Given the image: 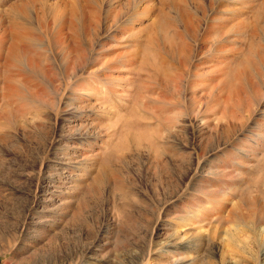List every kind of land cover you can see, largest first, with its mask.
<instances>
[{"label": "rangeland", "instance_id": "374dc122", "mask_svg": "<svg viewBox=\"0 0 264 264\" xmlns=\"http://www.w3.org/2000/svg\"><path fill=\"white\" fill-rule=\"evenodd\" d=\"M0 38V264H264V0H0Z\"/></svg>", "mask_w": 264, "mask_h": 264}, {"label": "bare ground", "instance_id": "6f19581e", "mask_svg": "<svg viewBox=\"0 0 264 264\" xmlns=\"http://www.w3.org/2000/svg\"><path fill=\"white\" fill-rule=\"evenodd\" d=\"M72 22H74V21H72ZM75 23V22H74ZM75 25H76V27H77V29H75ZM75 25L74 24H71L70 25V27H69V21H66V23H65V25H64V28H71V30L69 31L70 32V39H71V42L72 43H70L69 45H68V48H67V50L65 51L66 53V56H64V57H66V58H64V60L63 61H65V59H67V64H66V67L63 69V72H64V75H69L70 73V71H71V69H72V71H74V70H76L77 69V67H79V66H81V65H85L86 67H88V66H92V67H94V65H95V62H96V58H94V60H92L91 62H89L90 61V57H89V54L87 53V50H85L83 47H82V45H81V43H80V38H81V29H80V27L75 23ZM191 26L190 27H194L192 24H190ZM62 26H63V24H62ZM49 27V26H48ZM51 27V26H50ZM63 28V29H64ZM191 29V28H190ZM86 35H88L89 34V30L87 29V26L85 27V32H84ZM67 38V37H66ZM2 41H3V38H0V44L2 43ZM69 41V40H68ZM17 51V46L16 45H14V44H12L11 46H10V54L11 55H14L15 54V52ZM12 57V56H11ZM12 59V58H11ZM36 63H37V61H35ZM102 62V61H101ZM85 67V68H86ZM92 67H90V68H87L88 70L89 69H91ZM77 71V70H76ZM84 71V70H83ZM99 71V70H98ZM97 71V72H98ZM114 71V67H112V66H106V68L104 69V72H102V73H112ZM95 75V76H97L98 75V73H92V75ZM100 74V73H99ZM77 76V77H76ZM76 76H75V78H76V80L75 81H79V73L78 74H76ZM102 76H103V74H102ZM112 76V75H111ZM68 77V76H67ZM48 78H49V82L50 83H52V82H54L53 80L55 79V76H54V74L53 73H51V72H49L48 73ZM113 78V77H112ZM112 78L111 77H105L104 78V84L107 86V88H111L112 87V85H113V80H112ZM96 79H97V77H96ZM114 79V78H113ZM75 83V82H74ZM78 84H79V82H78ZM109 90V89H108ZM74 112H79V109L78 108H74ZM173 243H171V244H169V246L170 247H173ZM180 256V258L177 260V264H181L184 260H185V258L184 257H181V255H179Z\"/></svg>", "mask_w": 264, "mask_h": 264}]
</instances>
